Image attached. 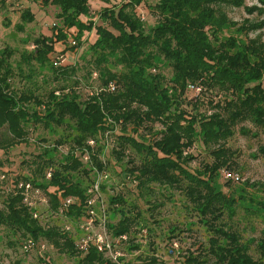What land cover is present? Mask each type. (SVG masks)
<instances>
[{
    "label": "trees",
    "instance_id": "1",
    "mask_svg": "<svg viewBox=\"0 0 264 264\" xmlns=\"http://www.w3.org/2000/svg\"><path fill=\"white\" fill-rule=\"evenodd\" d=\"M45 3L55 8L51 37L39 36L31 41L28 36L22 38L24 45L31 42L32 49H24L16 61L12 48L0 50V150L5 154L28 143L33 128L50 136L57 129L67 134L58 135L52 146L33 156L30 177H14L15 181H30L42 190L58 187L63 196L82 199L91 176L78 158L60 153L56 158L57 147L68 144L80 149L94 140L99 146L98 154L103 145L102 134L119 127L112 136L116 149L111 150V159L116 162V173L135 181L134 188L148 206L150 216L157 209L150 199L154 187H160L159 191L178 188L198 216L197 221L210 233L207 247L184 254V264H264V230L260 238L245 239L244 227L235 230L228 224L244 202L248 205L244 207L247 221L257 217L264 222V199L244 196L245 189L238 186L233 190L229 187L224 193L218 181L222 170L229 171L227 168L233 165L224 146L236 125L250 121L264 128V40L259 35L249 37V33L264 31V0L252 5L244 0H127L97 12L94 18L99 23L92 21L88 0ZM141 4L156 14L153 24H145L137 15L135 9ZM3 6L0 0V8ZM226 6L242 9L252 18L234 21L225 11ZM80 16L88 18L87 23H82ZM33 21L30 9H21L19 22L13 28L24 32ZM71 28L77 30L74 46L64 33ZM91 30L96 39L82 53V66L70 61L54 66V42L66 40L70 49L76 50L81 46L83 31ZM163 69L169 70L168 77ZM79 71L86 81L95 74L94 79L99 82L97 90L85 97L74 89L82 82L75 77ZM36 73L42 84L47 85L52 76L59 85L44 93L35 92ZM15 76L27 84L24 91L13 84ZM109 84L114 85L113 91L108 90ZM189 86L199 88V92L195 94ZM214 92H219V101L205 98L206 93ZM142 130L150 135L140 133ZM240 131L244 132L242 128ZM39 141L47 139L40 137ZM197 142L206 148L216 146L210 151L213 161L190 172L186 165L194 158L190 149ZM131 149L140 156L137 165L129 156ZM258 152L264 155V147H259ZM125 159L124 169H117ZM93 162L101 167L96 156ZM48 168L52 174L46 180ZM73 174L81 179H75ZM222 180L230 186L238 184L241 177ZM6 188L9 189L0 208V228L43 239L56 251L75 257L76 264H113L94 249L78 258L72 240L55 226L43 229L32 219L15 189L11 190L10 184ZM49 201L56 209L55 197L49 196ZM109 207V215L120 217L116 223H108L111 235H129L138 224L140 210L134 205L125 209L119 195L109 199ZM78 213L79 209L70 210V216ZM175 230L172 227L168 233L173 235ZM129 240V250H137ZM170 241L172 246L175 241L172 237ZM145 264H157V260L151 257Z\"/></svg>",
    "mask_w": 264,
    "mask_h": 264
},
{
    "label": "rangeland",
    "instance_id": "2",
    "mask_svg": "<svg viewBox=\"0 0 264 264\" xmlns=\"http://www.w3.org/2000/svg\"><path fill=\"white\" fill-rule=\"evenodd\" d=\"M5 2V9H1L0 13V50L4 47H10L14 50L13 59L16 61L19 54L24 50H31V42L24 45L21 41L25 36L30 37V41L39 36L51 37L53 32V25L56 21L55 18V8L50 3H45V0H3ZM127 0H105L104 4L98 2V0L89 1V8L91 12L92 21L99 23L96 13L99 12L103 7L119 4ZM245 4L252 5L257 4L258 0H244ZM28 5L33 10L34 21L25 26L24 32L15 31L13 25L19 21V12L23 6ZM12 7V8H11ZM230 19L234 21H241L245 17L252 18V16H247L244 14L242 9L233 7H224ZM6 11V12H5ZM137 15L145 24H153L156 21V14L150 10V7L145 4H141L135 9ZM18 13V14H17ZM2 14H6L9 20H3ZM83 23H87L88 19L85 17H80ZM7 23V24H6ZM71 30H69L70 32ZM71 36L74 37L76 31L72 29L70 32ZM260 36L264 40V31H256L249 33V37ZM68 38V36H67ZM96 35L94 30L85 31L80 38L81 46L76 48V50L69 49V57H66L59 49H62L61 45L56 44L57 55H65L66 59L71 63L78 66L83 65L81 60L82 53L86 50L87 46L94 42ZM69 40V38H68ZM55 43V42H54ZM58 52V53H57ZM52 57V54L50 55ZM162 73L168 77L169 70L163 69ZM47 74V73H44ZM82 71L76 73L75 77L78 78V82L82 79L81 84L74 88L79 91L82 97H85L92 91H96L99 87V82L92 76L88 81L82 78ZM18 76L13 79V84L18 90H25V81L19 80ZM34 80L38 86L35 92H46L51 87H56L59 85L58 82L53 80L52 76L47 80V85L41 83L38 74L34 76ZM72 84V80L70 81ZM264 87V82H263ZM219 92L206 93L204 96L207 99H215L219 101ZM189 96H191L189 94ZM214 96V97H213ZM207 101V100H205ZM206 107H201V110H205ZM154 127H159L155 124ZM240 128L244 132L240 131ZM117 132L119 127L116 128ZM67 131H62L61 129L55 130L54 136H50L42 131L33 128L30 130L29 141L26 144H20L7 153H3L0 150V176L4 174V179L0 180V208L3 206V200L7 195L9 188H6L9 181L12 178L15 180L16 177H30L32 175V166L30 161L33 156L36 155L46 146H52V141L57 139L58 135H66ZM132 134L130 130L127 131ZM140 133L144 135L145 130ZM139 134V132H138ZM253 134V135H252ZM40 137L47 139L46 142L39 141ZM151 138V137H150ZM69 143V142H68ZM60 146H69L68 144H63ZM225 148L229 151V160L233 163L230 168H227L231 173H237L241 177V181L236 185H226L222 177H219V183L222 186L221 190L224 193L229 190H233L235 187H243L246 193L244 196L252 197L258 195L261 199H264V155L258 152L259 147H264V128L254 126L250 121L240 122L234 128V134L225 143ZM216 148L215 145L210 147H202L199 142L190 149L191 155L194 157L193 160L186 165V168L190 172H194L197 169H201L203 164H210L213 161V156L210 154ZM129 156L133 158L135 165L139 163V158L132 149L129 151ZM56 158L59 157V152L55 154ZM126 159L120 163L119 168L123 170L126 166ZM129 166V165H128ZM109 178L103 184L102 197L103 201L107 207L109 223H116L119 220V215L115 216L109 215V199L113 196L119 195L123 198L125 203V209H130L132 205L136 206L140 210V219L138 224L134 226L131 233L128 235V239H132V246H137V250H129L130 240L127 244L120 247V253L123 255L122 263L126 264H145L150 260L151 257L157 260V264H184L183 256L188 252H196L198 247H207V239L210 237V233L198 222V216L194 211L191 210L189 203L184 199L183 194L178 188H169L159 191L158 186L154 187V193L150 196L152 201H155L157 209L152 211V216H150V211H148V206L142 202L138 196L137 189L130 181L124 180V175L121 173H116L117 171L109 164ZM74 178L81 179L77 174H73ZM15 177V178H14ZM80 177V178H78ZM249 183L250 186H245ZM158 187V188H157ZM157 188V189H156ZM239 193V192H237ZM236 193V195H237ZM247 201H251L248 197ZM36 207L37 212H40L42 216V221L49 225L55 226L57 228L64 224V221L58 217L50 215L46 210V206L42 205L37 199ZM246 203V204H245ZM242 206L238 205L236 214L228 220V224H231V228L235 230H241L244 227L243 237L249 239H257L262 237V231L264 230V222H260L259 218L251 221H247L244 215V207H248L247 202ZM132 215L135 214V210H132ZM258 213H262L258 211ZM226 219V218H225ZM155 220V221H153ZM227 220V219H226ZM176 228L173 235L168 233L170 228ZM251 227V228H250ZM141 231H146L145 235H142ZM170 237L175 241L171 246ZM25 238L19 234H11L9 231L0 228V264H43L39 257L34 252L23 253L20 248L21 240ZM48 250L46 251L47 257L50 258L51 264H76L75 257L70 256L68 253H60L56 251L50 244L46 243ZM254 247V246H252ZM251 253L255 256V252L252 248Z\"/></svg>",
    "mask_w": 264,
    "mask_h": 264
},
{
    "label": "built area",
    "instance_id": "3",
    "mask_svg": "<svg viewBox=\"0 0 264 264\" xmlns=\"http://www.w3.org/2000/svg\"><path fill=\"white\" fill-rule=\"evenodd\" d=\"M68 38L71 46H74L76 42L73 40V37L68 36ZM52 62L54 66H60L69 61L65 55H57L55 53ZM93 76L95 77L96 75L93 74ZM188 88L195 94L199 92V88L197 87L189 86ZM108 90L113 91L114 85L109 84ZM116 133L117 129H114L106 130L102 134L103 145L100 147L101 152L98 154L97 148L99 146L94 140H89L87 146L80 149L69 146L57 147L58 152L63 156L69 154L78 158L91 176V182H89L84 191L82 199L77 196H63L61 190L54 186H48L45 190H42L34 186L30 181H23L22 179L17 181L12 179L8 184H10L11 190L15 189V192L21 196L22 204L27 207L32 219L37 220L43 229H47L52 225L42 221L40 212L36 210L35 199L46 206V210L50 215L64 221V224L58 229L62 235L72 240L78 258L84 257L90 249H94L105 258H108L113 264H123L119 260L123 256L120 253V247L128 243V235H111L107 226L109 223L107 221L108 211L102 197L103 184L109 178V164L116 169V162L111 159V150L116 149L115 140L112 136ZM95 156L100 162V168L93 162V157ZM51 174L52 170L48 168L45 171V179H50ZM221 176L223 179H238L237 174L228 172L227 170H222ZM3 179L4 175H1L0 180ZM124 180H128L131 184L135 185V181L129 176H125ZM49 196H53L57 200L58 205L56 209L52 208ZM72 208L79 209L80 213L70 216ZM141 232L142 235L146 234V231ZM46 243L48 242L43 239H33L26 235L20 242V248L23 253H36L43 264H51L50 258L46 255V251L48 250Z\"/></svg>",
    "mask_w": 264,
    "mask_h": 264
},
{
    "label": "crops",
    "instance_id": "4",
    "mask_svg": "<svg viewBox=\"0 0 264 264\" xmlns=\"http://www.w3.org/2000/svg\"><path fill=\"white\" fill-rule=\"evenodd\" d=\"M3 1V0H2ZM89 1H91V0H88V3H89ZM98 2H100L101 4H104L105 3V0H98ZM3 3H4V6H5V2L3 1ZM4 6L3 7H1L0 8V13H1V9L3 8V9H5L4 8ZM112 6V5H111ZM111 6H105V7H103V8H107V7H111ZM12 8V7H11ZM24 8H27V9H30V11H31V13L33 14V10H32V8H30V6H28V5H25V6H23V8L22 9H24ZM6 12V11H5ZM18 14V13H17ZM19 16H20V12H19ZM2 17H3V20H9V19H5V18H7V15L6 14H2ZM80 17H82V16H80ZM84 17V16H83ZM86 18V17H85ZM80 19V18H79ZM88 19V18H87ZM82 23H83V21L82 20H80ZM19 22V21H18ZM17 23V22H16ZM15 23V24H16ZM32 23V22H31ZM7 24V23H6ZM14 24V25H15ZM13 25V26H14ZM72 29H74L75 31H76V33H77V30L75 29V28H71V29H68V30H65L64 31V33H65V35H66V38H67V36H71L70 34V32L72 31ZM69 30H71L70 32H69ZM85 31H83V33H84ZM89 32V31H88ZM74 35H76V34H74ZM68 39V38H67ZM56 44L58 45H61V47H62V49H59V51H61L63 54H65L66 55V57H69V49L68 48H70L69 47V45H68V48H67V45H66V40L63 42V41H57V42H55L54 44H53V52H56V51H58V50H56L55 48H56ZM58 53V52H57Z\"/></svg>",
    "mask_w": 264,
    "mask_h": 264
}]
</instances>
